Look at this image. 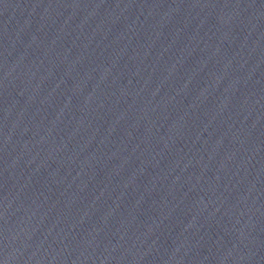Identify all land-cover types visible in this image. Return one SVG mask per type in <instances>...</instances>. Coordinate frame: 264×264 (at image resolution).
Wrapping results in <instances>:
<instances>
[{
	"label": "water",
	"instance_id": "1",
	"mask_svg": "<svg viewBox=\"0 0 264 264\" xmlns=\"http://www.w3.org/2000/svg\"><path fill=\"white\" fill-rule=\"evenodd\" d=\"M0 264H264V0H0Z\"/></svg>",
	"mask_w": 264,
	"mask_h": 264
}]
</instances>
